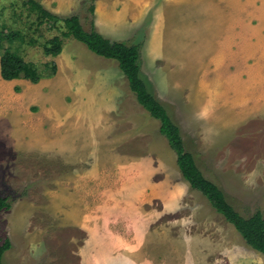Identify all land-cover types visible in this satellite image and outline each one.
I'll use <instances>...</instances> for the list:
<instances>
[{
	"label": "crops",
	"instance_id": "crops-1",
	"mask_svg": "<svg viewBox=\"0 0 264 264\" xmlns=\"http://www.w3.org/2000/svg\"><path fill=\"white\" fill-rule=\"evenodd\" d=\"M178 2L163 1L151 39L142 23L145 6L132 10L127 0H97L95 27L113 42H133L129 45L138 46L139 52L142 48L157 81L170 84L174 94L181 92L177 98H185L186 108H192L203 123L218 127L220 139L229 131L222 140L226 143L241 121L264 114V0L251 12H204L194 28L178 23L164 27L163 9ZM203 2L193 0L194 4ZM78 5L58 0L56 13L62 15L60 11H72ZM71 39L65 41L61 55L47 57V62L57 64V75L38 84L5 81L0 56V143L10 145L17 154L58 160L70 168L55 184L44 183L46 207H19L26 208L19 218L23 221L15 222L11 216L10 251L18 249L16 264L36 251L42 253L41 264L193 263L180 251L181 245L187 250L188 244H198L200 238L175 236V225L163 230L164 212L174 213L173 207H146L165 188L163 180L155 182L153 177L154 171L164 174L167 168L165 149L158 142L160 126L155 130L158 123L141 116L118 62L112 65L113 72L112 68L108 72L89 67L72 49L77 43ZM126 100L135 103H130L132 108L122 106ZM218 101L230 110H220ZM219 113L224 116L217 119ZM132 144L139 147L138 154L122 152ZM177 185L172 192L179 190ZM39 209L53 220L56 230L45 231L37 223ZM22 228L30 235L24 240L15 238L13 233ZM196 253L190 255L196 258Z\"/></svg>",
	"mask_w": 264,
	"mask_h": 264
},
{
	"label": "rangeland",
	"instance_id": "rangeland-1",
	"mask_svg": "<svg viewBox=\"0 0 264 264\" xmlns=\"http://www.w3.org/2000/svg\"><path fill=\"white\" fill-rule=\"evenodd\" d=\"M38 1L47 10L61 17L79 16L85 29L87 31L92 29L95 16L91 14L89 7L93 3L95 4L97 0H73L75 5L76 2L79 3L77 8L73 6L74 9L72 11H60V13H64L62 15L56 13L58 0ZM118 1L120 2V0ZM163 1L137 0L135 2V0H127L128 3H132V10L145 6L142 8L145 13L142 23H146L149 39H151V29L155 28L152 24L156 16H159V11L161 12L160 8ZM212 1L213 3L204 0L203 3L194 4L193 0H180V2L175 4L176 6L167 7L166 9L162 7L163 10H166L164 18L167 19L164 27L171 28L172 24L176 23L177 25L178 23L177 26L179 27L194 28L199 25L198 23L202 22L201 17L204 12H212L213 14H219L220 12H251L256 9L257 5L262 3V0ZM22 3L23 0H0V28L6 24L9 28L23 31L27 37L26 42H29L32 38L37 39V45L15 42L14 44L6 43V46H10L13 51H18L27 61L43 66L47 63V57L43 53V44L52 40L55 36H59L61 31L52 30L53 23L40 28L37 24L31 25L36 22V16L30 18V15L22 9ZM122 5L119 7L123 8ZM22 11L24 14L21 17L14 16L15 13L20 15ZM172 16L173 19L178 21L173 20ZM143 27L144 25L141 28ZM181 38H185L184 42L187 41L186 36ZM70 41L77 43L76 47H73V45L69 47L77 50L82 56V61L89 67L94 65L105 68L109 72V69L114 67L112 65L117 64L115 60L108 61L99 57L84 44L74 39ZM126 42L134 44L133 42L130 43V41ZM140 53L142 54V58L140 54L139 60L141 78L148 85L150 92L168 110L174 123L181 129L186 148L194 155L197 165L204 176L224 191L228 202L243 217L249 218L257 212H261L264 216V114L254 115L253 121H241L240 125L232 128V136L228 139L229 141L224 143L222 140H224V137H228L230 132L224 131V137L220 139L218 127L203 123L198 115L192 113V108L187 109L185 98H177V96L181 97V92L174 94L170 84H160L154 75L155 69L151 68L150 61L145 58V52L142 48ZM184 60H187V57ZM111 72H113V68ZM121 75L125 78L124 83L129 85L128 79L123 72H121ZM133 95L135 94L133 93ZM130 103L135 104L126 100L122 103V106L132 108L133 106ZM137 105L139 110L142 109L140 112L141 116L158 123L154 127L155 130H158L159 126L161 127V122L152 118L149 112L138 102ZM217 105L220 110H225L226 112L231 108L228 105H221V101H218ZM133 116L140 122L142 121L139 115L133 114ZM222 116H224L222 113L216 114L217 119ZM158 142L165 149L164 163L167 164V168L164 174L160 169L154 171L153 177L155 182L163 180L165 188L162 190L163 195L159 196V199L156 198V201L151 202L146 207L156 208L157 210L162 207H169L168 209L173 207L174 213L164 212L160 223L163 226V230H171V226L175 225L176 228L173 230L175 236H196V239L200 238L197 240L198 244H194V242L188 244L187 250L184 245H181L180 251L187 253L189 258L193 260V263L190 262V264H264V256L245 242L237 229L212 207L209 200L201 192L192 189L188 182L184 184V178L177 163V154L171 148L167 138L159 134ZM226 146H229V148ZM226 148H228L227 151H225ZM123 151H130L132 156H134V154H138L140 149L132 144L130 149L126 147L122 149ZM69 170L70 168L63 166L58 160H49L35 155L17 154L10 145L0 143V197H7L10 203L9 209L0 212V244L11 238L12 229L9 226L11 216H14L13 221L15 220L16 222L26 212V208L22 209L19 207H46L45 203L48 197L43 194L44 183L48 185L55 184L60 174ZM176 185L179 190L172 192L173 187ZM42 212L39 209L36 218L37 223L44 225L45 231L47 229L50 231L56 230L57 227L52 222L53 220ZM23 220L24 218L22 217L20 221ZM177 223H179V227H177ZM23 230L24 228H22L20 233L14 232V237L24 240L30 235L23 232ZM35 232H38L37 229H35ZM224 243L226 249L220 250ZM190 253H196L197 259L191 256ZM41 255V251L33 252L31 257H25L18 264H41ZM16 256H19L18 249L13 252L8 251L4 256L3 263L16 264Z\"/></svg>",
	"mask_w": 264,
	"mask_h": 264
},
{
	"label": "trees",
	"instance_id": "trees-1",
	"mask_svg": "<svg viewBox=\"0 0 264 264\" xmlns=\"http://www.w3.org/2000/svg\"><path fill=\"white\" fill-rule=\"evenodd\" d=\"M22 9L30 16H36L38 27L51 25L52 30H60L61 34L43 44L45 57L57 58L62 54L66 39H74L84 44L91 52L109 60H115L123 74L127 77L132 92L140 105L150 115L161 122L160 133L169 141L171 148L177 154V163L182 176L192 189L197 190L205 196L212 207L221 214L225 220L232 224L245 242L258 253L264 256V216L257 212L249 218L243 217L228 202L224 191L214 182L207 179L197 165L194 155L190 153L185 145L182 132L179 126L174 123L168 110L150 92L148 85L141 78L139 67V47L124 42H113L100 34L92 24L90 31L85 30L79 16L61 17L47 10L38 0H23ZM89 10L95 15V4ZM24 14L14 16L21 17ZM26 35L21 30H14L8 25L0 28V56H1V77L5 81L27 80L33 84L40 83L43 79L53 78L57 75L58 66L55 62H47L43 66L27 61L18 51L6 46V43L37 45V39H30L26 42ZM10 203L7 197H0V212L9 209ZM12 249L10 240L0 244V264H4L5 254Z\"/></svg>",
	"mask_w": 264,
	"mask_h": 264
}]
</instances>
